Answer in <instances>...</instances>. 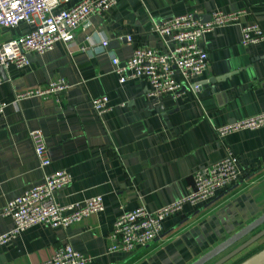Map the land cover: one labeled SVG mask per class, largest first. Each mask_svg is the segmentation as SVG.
Listing matches in <instances>:
<instances>
[{"label": "crops", "instance_id": "0c3cea01", "mask_svg": "<svg viewBox=\"0 0 264 264\" xmlns=\"http://www.w3.org/2000/svg\"><path fill=\"white\" fill-rule=\"evenodd\" d=\"M215 10L245 12L205 34L201 44L208 63L197 92L186 88L177 97L150 99L146 80L118 82L111 56L125 60L136 46L166 49L151 29L155 23ZM252 22L264 32V0H117L75 30L72 53L57 42L43 54H30L21 68L1 69L0 101L8 104L0 114V211L8 200L39 183L44 173L55 170L72 176L55 192L59 204L101 195L104 208L66 227L25 229L0 244V264L39 263L65 244L92 258L91 264H190L264 213V125L223 138L215 130L264 110V40L247 46L240 42V26ZM27 29L21 22L7 36ZM103 38L108 40L105 50ZM82 46L86 49L80 50ZM59 77L70 85L65 90L15 100L17 93L43 88ZM103 95L113 107L98 115L91 98ZM35 128L45 137L50 158L45 168L38 165L28 137ZM225 147L238 157L240 181L218 190L207 202L184 204L164 219L160 237L147 247L132 253L108 250L121 212L137 206L155 210L183 197L193 171L219 160ZM11 225L9 217L0 216V234ZM263 245L264 237L224 264H236Z\"/></svg>", "mask_w": 264, "mask_h": 264}, {"label": "built area", "instance_id": "2783aa9c", "mask_svg": "<svg viewBox=\"0 0 264 264\" xmlns=\"http://www.w3.org/2000/svg\"><path fill=\"white\" fill-rule=\"evenodd\" d=\"M117 0H79L69 4V0H0V33L9 32L21 22L27 24L25 33L17 36L0 34V70L9 65L21 68L28 64V54L40 55L62 42L70 51L75 30L88 21L92 15H101ZM244 10L224 12L215 10L203 20L200 13L187 12L155 23L152 30L167 44L165 50L136 46L125 60L111 56L112 71L118 82L144 79L148 84L147 96L158 99L164 95L177 97L187 86L194 92L201 87L200 76L206 69L207 52L201 44L206 33L222 28L244 14ZM126 42L131 37L125 35ZM264 40V32L256 22L240 26V42L247 46ZM105 48L108 40L102 39ZM80 50H85L82 46ZM2 79L0 77V83ZM70 85L64 78L48 80L43 88L27 89L19 92L15 100L31 96H47L65 90ZM8 104L0 101V114ZM91 105L98 115L110 111L107 96L91 98ZM123 105V104H122ZM264 125V110L260 113L218 126L219 138L241 129H256ZM28 137L34 155L41 168L50 164L43 132L39 128L30 129ZM243 177L237 155L225 147L224 155L217 161L202 165L191 175V184L186 194L173 202L155 210L137 206L121 212L113 223L110 234L111 252L132 253L150 245L160 237L163 221L181 211L184 204L195 206L210 200L218 190L227 188ZM72 180L66 170L44 173L39 183L27 188L20 195L8 200L0 211V216L9 217L11 227L0 234V244H5L19 233L34 225L66 227L82 218L103 210L101 195L84 199L79 203L61 205L55 200V192ZM92 258L84 256L65 244L56 248L45 261L35 264H91Z\"/></svg>", "mask_w": 264, "mask_h": 264}, {"label": "water", "instance_id": "95a60500", "mask_svg": "<svg viewBox=\"0 0 264 264\" xmlns=\"http://www.w3.org/2000/svg\"><path fill=\"white\" fill-rule=\"evenodd\" d=\"M209 14L203 16V20H208ZM30 54L27 55L29 58ZM210 81H213L212 79ZM187 86H183L182 91H184ZM233 122V121H232ZM229 122V123H232ZM264 225V213L255 218L253 221L248 223L246 226L226 238L224 241L220 242L218 245L214 246L212 249L207 251L205 254L194 260L190 264H205L208 261L217 258L218 255L223 253L226 249L232 247L236 242L241 240L243 237L248 235L254 229L261 227ZM264 237V226L260 228L257 232L250 235L248 238L231 248L228 252L223 254L222 256L215 259L211 264H224L238 253L248 248L253 243L257 242L259 239ZM236 264H264V245L260 247L256 252L241 260Z\"/></svg>", "mask_w": 264, "mask_h": 264}, {"label": "rangeland", "instance_id": "374dc122", "mask_svg": "<svg viewBox=\"0 0 264 264\" xmlns=\"http://www.w3.org/2000/svg\"><path fill=\"white\" fill-rule=\"evenodd\" d=\"M0 34L3 35L4 37L7 36V33L6 32H4V34H2V33H0Z\"/></svg>", "mask_w": 264, "mask_h": 264}]
</instances>
